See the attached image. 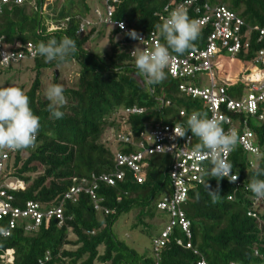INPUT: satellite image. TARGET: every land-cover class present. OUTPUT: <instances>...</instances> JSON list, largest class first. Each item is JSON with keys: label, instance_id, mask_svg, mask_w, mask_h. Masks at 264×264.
I'll list each match as a JSON object with an SVG mask.
<instances>
[{"label": "trees", "instance_id": "1", "mask_svg": "<svg viewBox=\"0 0 264 264\" xmlns=\"http://www.w3.org/2000/svg\"><path fill=\"white\" fill-rule=\"evenodd\" d=\"M47 1L8 0L0 12V37L11 48L17 42L36 45L65 36L76 42L75 53L62 62H46L40 56L32 59L33 82L27 90L22 85L18 87L28 96L30 108L40 119V128L33 147L17 150L11 156L1 180L11 175L24 181V189L10 192L14 206L23 208L29 200L39 203L42 210L61 205L63 222L59 224L55 217L44 218L36 228L28 229L33 221L20 219L7 236L3 232L8 229L9 217L0 219V264H201L202 261L205 264H264V199L256 201L257 197L247 189L253 166L264 167V118H261L264 101L254 115L227 110L222 105L225 116H230L234 123L248 122L258 151L246 150L237 143L228 156L237 180H219L220 199L215 204L205 184L207 181L215 190L217 181L203 175L202 181L190 189L189 198L182 206L190 221L192 237L189 239L181 226L175 225L163 239L164 244L156 249L154 239L161 238L170 222L168 214L157 206L164 196L173 192L168 178L170 157L160 153L151 156L143 183L133 179L129 171L113 185L99 178L116 171L115 148L133 150L123 144L114 148L107 138L110 130L120 132L126 127L138 141L141 132L160 121L184 125L194 111L208 114L200 98L187 95L179 86L201 84L197 76L174 78L165 69L166 79L146 90L131 54L136 47L140 50L141 44L128 31L116 26L123 22L127 30H134L138 35L159 32L161 16L166 13L164 7L173 0H111L113 24L101 21L97 7L93 8L89 0H64L59 8L55 7L58 3L55 0L50 11L48 6L44 8ZM98 1L103 4L100 11L105 13L107 4ZM205 1L211 7L225 4L249 26L264 25V0ZM196 4L189 8L190 19L199 16L197 7L205 12L203 5ZM91 9L95 16L91 15ZM211 30L210 23L202 26L190 49L172 55L185 56L192 48L204 46ZM159 36L164 44L160 32ZM257 37L258 32L252 31L249 46L243 45L234 56V62L242 65L239 71L254 61L262 47ZM104 38L107 47H99ZM220 60L216 74L230 75L227 62L232 58L222 51ZM71 62L79 66L78 78L63 86L66 103L60 110L64 115L55 119L41 93L43 75L53 68V84H60L58 69ZM12 65L0 64L5 71H10ZM247 86L236 82L228 85L227 91L230 97L239 98ZM133 106L143 108V112L127 115L126 108ZM181 110L186 112L185 116L180 115ZM222 126L227 130L231 124L223 122ZM202 164L204 170L209 166L207 160ZM75 184H83L85 189L76 200L65 198V193ZM89 188H93L96 199L87 191ZM160 210L165 225L156 235H151V249L141 247L135 235L132 240L117 234L115 225L126 215L130 216L131 231L150 233V223ZM188 242L191 247L186 246Z\"/></svg>", "mask_w": 264, "mask_h": 264}, {"label": "built area", "instance_id": "2", "mask_svg": "<svg viewBox=\"0 0 264 264\" xmlns=\"http://www.w3.org/2000/svg\"><path fill=\"white\" fill-rule=\"evenodd\" d=\"M103 1L107 4L105 13L97 9V16L101 21L113 24L111 19L113 7L109 4L111 0ZM7 2L8 0H0V12L3 4ZM16 2L20 3L22 0H16ZM196 3L203 5L205 12H201V9L197 7L196 13H199V16L192 20H195L200 28L206 24H211L212 30L207 42L204 46L192 48L185 56L171 54V64L167 70L174 78L199 77L201 84L182 83L179 85L180 89L193 98H200L208 109L209 117H215L222 123L231 124L225 131L234 132L237 136V143L244 149L257 152L258 149L254 146V135L248 126V122L246 120H238L234 123L230 116H225L221 108L222 105H225L227 110L245 111L250 113V115H254L258 112L260 103L264 101V25L249 26L243 18L225 4L211 7L205 0H173L164 7L166 13L161 18L164 20L176 8L185 9L187 15H189V8L197 5ZM85 23L89 24V21L85 20ZM85 23L80 26L81 30L84 29ZM116 24L118 27L122 24L123 28L120 27L122 30L131 31L127 30L123 22ZM53 26L50 27L52 28ZM252 31L258 32L256 40L263 45L258 49L254 61L244 68L246 74H242L239 77L235 75L233 78L231 75L219 77L216 74V68H219L222 63L221 60L218 61L220 53L225 51L233 59L243 45L249 46V35ZM138 36L141 44L140 50L142 48L143 50H149L155 44H161L159 32L153 31L149 35L140 34ZM34 47L35 44L32 42L25 44L17 42L15 47L11 48L0 37V64L7 66L11 63H19L25 59H33L36 57L32 54ZM204 75L209 76V82L204 83ZM236 82L248 85L239 98L230 97L227 91V86ZM142 112L143 108L137 106L126 108L125 110L127 115L140 114ZM180 115L185 116L186 112L181 110ZM261 118H264V114L261 115ZM181 127H186V124H170L160 121L147 131L141 132V139L138 141H136L134 133L126 127L124 131L115 132L113 139L116 145L123 144L133 150L127 152L115 148L116 171L112 174H104L99 178L113 185L116 180L124 178L126 171H129L133 179L138 183H143L147 177L148 159L151 156L160 153V155L170 157L168 178H170V187L173 192L171 194L168 193L157 204L159 209L168 214L170 222L162 231L161 238L154 239L156 249L164 244L163 239L169 235L175 225L181 226L189 239L192 237L190 221L186 217L182 206L189 198L190 189L202 181L204 175L202 162L206 161L207 158L202 151L197 150L199 140L190 131H186L184 137L175 136L174 128ZM16 152L17 150L0 149V219L9 217L8 229L3 234L8 236L11 229L17 225L20 219L33 221V223L28 224V229L36 228L42 223L44 218L55 217L59 219V224H61L63 222V208L61 205L53 206L47 210H42L40 204L33 200L27 201L23 208L13 205V196L10 192L24 189L25 183L11 175L4 180H1V177L5 174L7 162ZM229 154L230 152L227 154V159ZM83 189H85L83 184H75L70 187L64 196L67 199L76 200ZM87 191L96 199L93 188H89ZM229 198L231 199L232 197ZM258 199L255 198L256 201ZM96 208H99V206L96 205ZM250 214L255 215L253 212H250ZM186 246L191 247V243L188 242ZM201 264H205V262L202 261Z\"/></svg>", "mask_w": 264, "mask_h": 264}, {"label": "clouds", "instance_id": "3", "mask_svg": "<svg viewBox=\"0 0 264 264\" xmlns=\"http://www.w3.org/2000/svg\"><path fill=\"white\" fill-rule=\"evenodd\" d=\"M120 27L123 28V25ZM158 28L164 44H155L149 50H137L136 47L131 52L134 67L143 78L146 90L166 79L165 69L170 67L171 54H183L192 47L200 34L198 23L190 19L183 8L172 10ZM128 35L133 39H140L134 30L129 31ZM75 51L76 42L65 36L59 40L52 38L47 42L37 43L32 54L43 57L46 62H62ZM44 95L49 102L47 110L50 115L61 119L64 113L60 109L66 103L63 86L50 84ZM39 128L40 119L30 108L29 98L23 89L14 85L0 86V149L20 150L33 147ZM186 131L198 138L197 150L202 151L207 158L209 166L203 174L217 181L215 190L208 186L207 181L205 184L208 196L215 204L220 199L219 180L227 178L235 181L237 178L232 172V163L227 159V154L237 146V136L232 131L226 132L219 119L209 117L201 111H194L189 115L186 127L174 128V134L178 137H184ZM247 189L255 197L264 199V167L259 164L253 166Z\"/></svg>", "mask_w": 264, "mask_h": 264}, {"label": "rangeland", "instance_id": "4", "mask_svg": "<svg viewBox=\"0 0 264 264\" xmlns=\"http://www.w3.org/2000/svg\"><path fill=\"white\" fill-rule=\"evenodd\" d=\"M64 0H58L57 5L55 7L59 8L62 4H63ZM55 0H48L46 5L44 6V8L46 6L47 10H51L52 5L54 4ZM89 4L94 8L95 6L97 7V9L103 10V4L98 1V0H89ZM91 15L95 16L94 14V9H91L90 11ZM99 47H107V39L104 38L102 39L99 43H98ZM88 46H91V44H89ZM12 69L10 71H5L4 68H2L0 66V71L1 69L3 70L2 73H0V86H9V85H14V86H24L23 89L27 90L31 83L33 82L34 79V75L35 73L32 71V67H33V60L32 59H25L23 61H21L20 63L14 64L12 65ZM242 65L232 59L231 61L227 62V67H228V71L231 75V77L233 78L235 75L236 77H239L242 74H246V71H239V68ZM250 66V65H249ZM53 71L54 69H48L44 72L43 75V87H41L42 91L41 93L43 94V97H45L44 93L45 90L47 88V86H49L50 84H53V80H52V76H53ZM78 72H79V66L74 63H68L65 65H62L59 67L58 69V74H59V83L62 86H66L69 85L70 83L74 82L77 78H78ZM222 75H219V77H221ZM204 83L209 82V76L204 75ZM230 77V78H231ZM114 131L110 130V132L108 133V141L110 143H112V146H114V148L116 147V142L113 139V135H114ZM23 156H27L26 153H23ZM133 213V211H132ZM161 210L158 212L157 217L150 223V233H143L141 232L139 229L138 230H130V216L126 215V216H122L119 218V220L117 221L116 225H115V229L117 234L120 237L123 238H127V237H132V240H134V236L135 235V240H138L139 245L141 247H145L151 249V235H156V233H158V231L161 230V228H163V226L165 224L164 223V219L161 217ZM128 216V217H127ZM166 222H167V217L165 218Z\"/></svg>", "mask_w": 264, "mask_h": 264}]
</instances>
